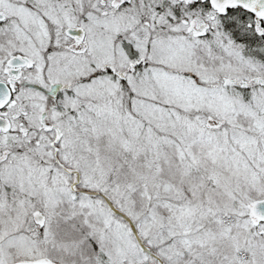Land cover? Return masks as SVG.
<instances>
[{
	"label": "snow or ice",
	"instance_id": "obj_1",
	"mask_svg": "<svg viewBox=\"0 0 264 264\" xmlns=\"http://www.w3.org/2000/svg\"><path fill=\"white\" fill-rule=\"evenodd\" d=\"M0 264H264V0H0Z\"/></svg>",
	"mask_w": 264,
	"mask_h": 264
}]
</instances>
